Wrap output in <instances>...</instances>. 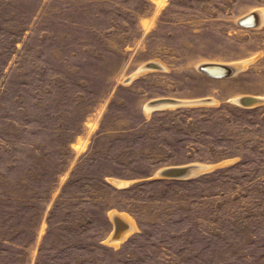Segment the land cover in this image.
I'll use <instances>...</instances> for the list:
<instances>
[{
	"label": "rangeland",
	"instance_id": "374dc122",
	"mask_svg": "<svg viewBox=\"0 0 264 264\" xmlns=\"http://www.w3.org/2000/svg\"><path fill=\"white\" fill-rule=\"evenodd\" d=\"M242 93L264 100V0H0V264H264V101ZM190 163L211 167L158 175Z\"/></svg>",
	"mask_w": 264,
	"mask_h": 264
},
{
	"label": "bare ground",
	"instance_id": "6f19581e",
	"mask_svg": "<svg viewBox=\"0 0 264 264\" xmlns=\"http://www.w3.org/2000/svg\"><path fill=\"white\" fill-rule=\"evenodd\" d=\"M261 17H263V13H260L259 11L252 9V10H249V11L243 13L238 18V21L242 18L241 21H242L243 26L250 28V27H252L251 25H253V23H255L256 19H257V25H259V23L261 21ZM152 63L155 64L154 61ZM204 63H215V64H220V65H217V66H228L229 69L230 70H233V71H234V69L236 67H239L238 65H241V64H238V65L237 64H234V65H232V64L225 63V62H220V61H204V62L200 63V65L201 64H204ZM146 64H147V62L144 64L145 65L144 68L147 67ZM210 69L215 70V68H212V67ZM217 71H221V70L220 69H217ZM209 76H211V75H209ZM212 77H226V76H212ZM243 96H250V97H256L258 99H261L260 96L255 95V94L242 93V94H239L236 97L237 98V101L239 102V104H241L240 103V99ZM161 97H168V96H161ZM161 97H157V98H161ZM171 98H174V97H171ZM176 100H177L178 103L180 102V100H178V99H176ZM201 100L202 99L197 100V101H201ZM149 102H150V100H149ZM149 102H148V104L151 106L152 104H150ZM185 102H190V101H185ZM171 104H169V103H162V104H157L156 106H166V105H171ZM254 104H252L250 106H253ZM152 106H154V105H152ZM247 107H249V106H247ZM185 165H189V164H179V165H175V166H185ZM210 167H211L210 165H206V168L207 169L210 168ZM163 169H164L163 167L160 168L158 172H160ZM191 170H196V169H191ZM116 183H118V182H116ZM111 220H112V229H111V232H110V234H109V236L107 238V241L108 242H111V243H114V244H117L132 229H134V226L135 225H134L133 221L131 220V218L129 216H127L125 213H122V212H116V211L112 212V214H111Z\"/></svg>",
	"mask_w": 264,
	"mask_h": 264
},
{
	"label": "water",
	"instance_id": "95a60500",
	"mask_svg": "<svg viewBox=\"0 0 264 264\" xmlns=\"http://www.w3.org/2000/svg\"><path fill=\"white\" fill-rule=\"evenodd\" d=\"M241 20L242 18L238 21V24L243 26ZM255 25H257V19L255 23H253V25L251 26H255ZM152 62L153 61L147 62L146 66L153 67V68L156 67V63L154 62L155 64H153ZM217 65H220V64L204 63V64L199 65V69L202 72H205L206 74L211 75V76H228L233 73V70H230L228 66H217ZM211 67L215 68L216 71L213 69H210ZM217 69H220L221 71H217ZM209 99H210L209 97L206 98V100H209ZM261 101H264V100L258 99L256 97H250V96H243L240 99V103L242 106H250L254 103H259ZM149 103L152 105H157V104H162V103H169V104L172 103L173 105L184 104L181 102L178 103L175 98H171V97L154 98L150 100ZM197 103H203V102H197ZM190 164L185 165V166H175V165L165 166L163 167L164 169L158 173V175L162 177H167V178H177V177H186V176L191 177L199 173H202L204 170L207 169L206 168L207 164H203V163H190ZM191 169H196V170H191Z\"/></svg>",
	"mask_w": 264,
	"mask_h": 264
}]
</instances>
